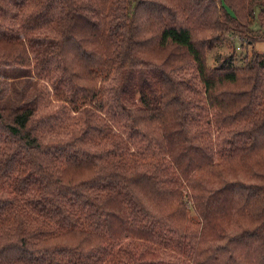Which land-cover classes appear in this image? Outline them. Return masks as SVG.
Masks as SVG:
<instances>
[{"label":"trees","instance_id":"1","mask_svg":"<svg viewBox=\"0 0 264 264\" xmlns=\"http://www.w3.org/2000/svg\"><path fill=\"white\" fill-rule=\"evenodd\" d=\"M255 18L264 0H0V64L80 120L45 138L54 111L0 106V264H264V56L206 55Z\"/></svg>","mask_w":264,"mask_h":264},{"label":"rangeland","instance_id":"2","mask_svg":"<svg viewBox=\"0 0 264 264\" xmlns=\"http://www.w3.org/2000/svg\"><path fill=\"white\" fill-rule=\"evenodd\" d=\"M251 29L259 32L260 39L256 42L245 44L241 43V39L234 34H225L222 42L212 45L206 51L207 63L209 65H216L222 62L227 56H231V61L235 65L243 63L245 55H251L253 51L258 52L264 56V29L260 28L257 18L253 19L250 24ZM20 36L23 37L22 34ZM32 37H36L34 33ZM48 45L42 43L37 47V50L32 53L36 61L45 59L47 67L53 79L60 75V69L57 68V62L54 57H50L48 52ZM117 82L116 73L105 84L106 98H110L113 94V86ZM52 83L49 77L42 72L39 77L33 73L31 66L21 65H5L0 64V106L14 107V106H38L39 114L50 111L55 112L49 117L45 116V122L40 129V136L48 137L54 133L64 134L72 128L80 125L79 115L73 112H68L69 108L65 109L66 113L63 115L60 109V102L52 95ZM39 92L38 102L36 96ZM109 104V102H107ZM191 215L195 217L191 210Z\"/></svg>","mask_w":264,"mask_h":264}]
</instances>
